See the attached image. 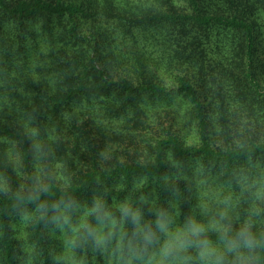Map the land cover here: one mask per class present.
Masks as SVG:
<instances>
[{"label": "trees", "instance_id": "16d2710c", "mask_svg": "<svg viewBox=\"0 0 264 264\" xmlns=\"http://www.w3.org/2000/svg\"><path fill=\"white\" fill-rule=\"evenodd\" d=\"M124 1L156 5L159 12L113 27L112 40L119 41L117 44L113 42V50L123 48L128 52L140 51V54L141 51L152 55L159 53V59L184 66H202L211 57L214 45L220 39L217 37L225 40L230 38L227 36L229 33L235 32L242 35L244 78L248 89L251 96L264 103V86L254 74L256 46L253 27L238 17L244 0H178L181 4L178 8L174 6L176 0ZM92 5L93 2L88 8L80 3H65L62 0H0V139L28 142V131L32 124L47 134L49 129L45 126L46 122H51L54 117L58 119L60 110L66 105L76 102L80 109L96 103L90 99L84 100L91 97L84 93L90 79L87 73L79 79L77 88H65L68 85L65 84V77L78 67L76 63L69 64L71 59L67 56L75 45L69 47L68 43L77 38L78 19L86 16ZM133 44L138 48H131ZM108 86L116 87L119 90L117 99L126 103H133L141 92L154 98L159 96V100L167 95L165 89L157 84L132 87L126 81H120ZM99 89L104 91V87ZM102 94L112 96V92ZM177 94L184 96L194 110L199 125L198 146L184 147L177 136L169 135L155 140L152 161L143 167L134 163L113 165L104 170L93 168L67 189L49 184L47 191L53 198H58L65 191L70 192L86 207L99 191L108 189V201L114 204L124 199L133 184L143 178L147 182L145 191L158 192L163 198L165 191L160 181L171 169L166 159L169 153L178 159H199L212 171L220 169L225 173L223 180L233 187L228 177L237 182L234 171L246 165L247 161L264 155V143L214 149L207 138L208 122L204 104L196 90L191 84L182 83L178 92L170 94L167 99L172 101ZM41 121L43 124L39 123ZM178 187L185 192L187 199L192 197L189 203H196L195 186L192 188L178 183ZM18 192L25 199L30 194ZM18 192L0 195V264H51V250L58 248L62 242L67 244L69 235L67 232L53 235L50 225L39 220L35 202L27 205L28 215L17 213L12 207L14 201L11 198ZM83 218L85 214L79 217V225L73 226L72 239H75L78 228H83L89 222V218ZM19 231L24 233L23 240L17 238ZM86 256L88 264H114L109 254L86 253Z\"/></svg>", "mask_w": 264, "mask_h": 264}, {"label": "rangeland", "instance_id": "374dc122", "mask_svg": "<svg viewBox=\"0 0 264 264\" xmlns=\"http://www.w3.org/2000/svg\"><path fill=\"white\" fill-rule=\"evenodd\" d=\"M62 1L80 3L88 8L93 2L87 15L78 19L77 38L68 43L69 47L75 45L67 56L71 59L68 63H76L78 67L65 77V84H68L65 88H77V82L87 73L90 79L84 93L91 97L84 100L90 99L96 103L80 109L76 102L66 105L60 110L58 119L54 117L51 122H46L45 126L49 129L47 134L33 124L30 126L28 133L32 129H39L41 139L54 133L47 141L51 152L45 158L46 175L54 177V182L45 186L54 184L65 190L93 168L104 170L113 165L134 164L142 155L145 156V163H150L152 159L148 157L153 158L155 140L169 135L177 136L184 147L198 146L199 125L191 104L179 94L172 101L167 99L170 94L178 92L182 83L191 84L204 104L208 122L207 138L214 149L264 143V103L251 96L244 78L242 35L228 32L230 38L223 40L221 36L217 37L220 39L204 65L184 66L159 59V53L152 55L141 51L140 54V51L112 49L114 43L119 41L112 40L111 29L157 14L159 7L156 5H140L124 0ZM244 1L238 17L253 27L256 46L254 74L264 86V0ZM175 2L174 6L180 7L179 1ZM62 25L68 26L67 23ZM133 46L138 48L136 44L131 48ZM120 81H126L132 87L157 84L165 89L167 95L159 100V96L154 98L141 92L136 101L126 103L117 99L119 90L116 87L108 86ZM100 87H104V91ZM105 92H112V96L102 94ZM39 123L43 124V121ZM33 143L31 137L28 142L0 139V195L31 192L37 175ZM106 144L112 146L117 158L101 165L96 156ZM173 158L181 162L180 174L187 178L178 183L192 188L195 186L196 199L209 194L225 196L229 192L234 196L239 195L238 181L245 175L258 174L259 170L264 169V155L247 161L246 165L234 171L237 182L228 177L234 185L231 187L223 180L225 173L220 169L212 171L205 162L193 157ZM174 174H177V170L171 166L167 175ZM105 191L109 190H101L96 196ZM191 198L188 197V204L182 203L181 211L188 210ZM108 199L107 203L112 205ZM241 207L246 205L242 204ZM84 214L83 220L88 219V212ZM17 238L23 240L24 233L20 232Z\"/></svg>", "mask_w": 264, "mask_h": 264}, {"label": "clouds", "instance_id": "9594fccd", "mask_svg": "<svg viewBox=\"0 0 264 264\" xmlns=\"http://www.w3.org/2000/svg\"><path fill=\"white\" fill-rule=\"evenodd\" d=\"M29 135L37 175L27 199L18 192L12 207L28 215L27 205L35 202L39 220L50 225L53 235L68 233V243L51 250V264H88L86 253L109 254L114 264H264V169L238 181L239 195L209 194L181 211L188 199L178 181L187 178L180 174L181 162L169 153L166 159L177 174L161 178L167 192L163 198L145 191L147 182L141 178L124 199L109 205L105 191L85 207L70 192L53 198L47 191L46 183L54 182L45 171L51 152L47 141L54 133L41 139L39 129H32ZM96 157L103 165L116 154L106 144ZM137 163L143 167L145 156ZM86 211L89 222L72 239V228Z\"/></svg>", "mask_w": 264, "mask_h": 264}]
</instances>
